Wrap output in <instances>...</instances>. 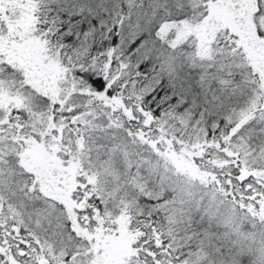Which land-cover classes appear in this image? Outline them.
Wrapping results in <instances>:
<instances>
[{
    "label": "snow or ice",
    "instance_id": "6c2138e0",
    "mask_svg": "<svg viewBox=\"0 0 264 264\" xmlns=\"http://www.w3.org/2000/svg\"><path fill=\"white\" fill-rule=\"evenodd\" d=\"M0 264H264V0H0Z\"/></svg>",
    "mask_w": 264,
    "mask_h": 264
}]
</instances>
